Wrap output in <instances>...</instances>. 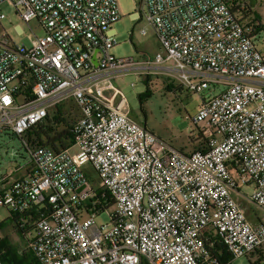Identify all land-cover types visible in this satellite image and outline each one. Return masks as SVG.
Listing matches in <instances>:
<instances>
[{
    "label": "built area",
    "instance_id": "2783aa9c",
    "mask_svg": "<svg viewBox=\"0 0 264 264\" xmlns=\"http://www.w3.org/2000/svg\"><path fill=\"white\" fill-rule=\"evenodd\" d=\"M136 1L160 46L143 60L113 55L118 0H0L44 31L33 33L29 47L0 32V132L21 139L29 156L25 166L0 174V208L18 222L22 232L14 222L12 233L39 264H233L264 249L257 22L247 20L245 3L233 12L226 0ZM5 18L0 13V23ZM129 75L157 76L198 95L219 89L202 98L193 118L207 150L178 151L133 120L114 85ZM68 101L80 113L74 144L33 147L30 129ZM22 170L31 175L13 180ZM240 185L252 186L251 195ZM102 192L111 207L101 209ZM235 194L261 220L253 223ZM103 214L109 221L98 225Z\"/></svg>",
    "mask_w": 264,
    "mask_h": 264
},
{
    "label": "rangeland",
    "instance_id": "374dc122",
    "mask_svg": "<svg viewBox=\"0 0 264 264\" xmlns=\"http://www.w3.org/2000/svg\"><path fill=\"white\" fill-rule=\"evenodd\" d=\"M241 1L245 3L248 21L258 17L256 21L258 30L254 41L258 50L264 54V0H256L253 12L250 10L247 0ZM118 2L122 17L113 26L118 35V45L112 51L113 55L117 58H133L135 60L153 57L160 49L159 42L153 28L142 16L138 2L136 0H118ZM0 13L6 17L0 23V32L5 29L13 41L19 45L25 44L29 47L30 37L33 36V33L38 36L44 34L36 20L28 25L9 3L0 6ZM19 30L22 31L21 35H18ZM143 30H147V35H142ZM131 84H134V87ZM169 84H171L170 81L157 76H152L150 80L146 81L143 77L129 75L114 81V85L122 91L128 100L130 116L133 120L172 148L188 153L194 152L195 148L190 145V142L198 137L200 126L194 123L193 118L198 112L202 98H209L211 95L217 94L219 89L212 92L205 91L198 95L181 89L177 85V87L174 85L175 88L172 87L171 90H168L167 85ZM147 91L151 92V96L149 98L142 97ZM64 106L65 110L71 114V118L77 120L79 110L76 105L68 101L64 103ZM72 151L75 152V149ZM28 160V152L21 139L7 130L0 132V174L12 173L19 166H25ZM85 172L94 186L98 187L100 181L94 169L91 166H86ZM240 191L249 196L253 187L240 185ZM235 197L240 203H243L247 216L253 223L258 221L257 216H263L262 212H259L243 197H239L237 194ZM107 214L97 218L98 225L108 223ZM0 221L3 223V226L0 227V238L8 236L15 240L11 241L12 243L22 244L20 238L12 233L15 223L5 208H0ZM233 264H250V262L248 258L242 257L234 260Z\"/></svg>",
    "mask_w": 264,
    "mask_h": 264
},
{
    "label": "trees",
    "instance_id": "16d2710c",
    "mask_svg": "<svg viewBox=\"0 0 264 264\" xmlns=\"http://www.w3.org/2000/svg\"><path fill=\"white\" fill-rule=\"evenodd\" d=\"M229 6L232 8L233 12L239 8V5L242 4L241 0H226ZM247 11V9H246ZM258 20V17H255V21ZM150 80L148 77L146 81ZM175 88L174 84L167 85V89L171 90V88ZM151 96V92L147 91L142 97L149 98ZM64 104L55 106L49 110L48 117L44 122L35 125L30 129L27 133L26 138L29 143L33 147L45 146L51 147L55 151H62L70 148L74 144V134L72 132L73 125L76 122L75 119L71 118V114H69L65 108ZM79 110V109H78ZM80 115V113H79ZM78 119V118H77ZM190 145L195 148V151H206L207 150V140L203 136L201 129H199L198 137L194 140H191ZM183 153L184 152L181 150ZM192 153V152H191ZM106 195L105 199H102V195ZM107 193L102 192L99 193V201L103 202L101 209H105L107 207H111V205H107L105 200H107ZM263 217V216H262ZM261 216H257L258 220H261ZM14 220V217H13ZM16 222V232H22L17 227L18 222ZM3 226V223L0 227ZM32 227H28L31 229ZM20 243L14 244L11 242L8 236L0 238V261L2 264H39L32 251L26 249ZM250 264H261L264 263V249H258L252 252L248 257Z\"/></svg>",
    "mask_w": 264,
    "mask_h": 264
},
{
    "label": "crops",
    "instance_id": "0c3cea01",
    "mask_svg": "<svg viewBox=\"0 0 264 264\" xmlns=\"http://www.w3.org/2000/svg\"><path fill=\"white\" fill-rule=\"evenodd\" d=\"M31 174L28 172V170H22L16 174L13 175L12 179L15 180V179H25L27 177H29ZM14 237V236H13ZM9 239L11 241H15L13 240L11 237H9Z\"/></svg>",
    "mask_w": 264,
    "mask_h": 264
},
{
    "label": "water",
    "instance_id": "95a60500",
    "mask_svg": "<svg viewBox=\"0 0 264 264\" xmlns=\"http://www.w3.org/2000/svg\"><path fill=\"white\" fill-rule=\"evenodd\" d=\"M250 3V6H256V0H247Z\"/></svg>",
    "mask_w": 264,
    "mask_h": 264
},
{
    "label": "flooded vegetation",
    "instance_id": "af4514ba",
    "mask_svg": "<svg viewBox=\"0 0 264 264\" xmlns=\"http://www.w3.org/2000/svg\"><path fill=\"white\" fill-rule=\"evenodd\" d=\"M248 2V1H247ZM249 3V2H248ZM249 8H250V10L253 12V9L255 8V6L254 7H252V6H250V3H249Z\"/></svg>",
    "mask_w": 264,
    "mask_h": 264
}]
</instances>
